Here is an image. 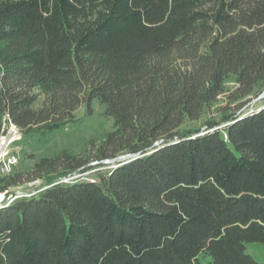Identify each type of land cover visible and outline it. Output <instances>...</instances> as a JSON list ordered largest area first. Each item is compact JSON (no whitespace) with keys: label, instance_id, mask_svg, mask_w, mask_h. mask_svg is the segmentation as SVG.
Segmentation results:
<instances>
[{"label":"trees","instance_id":"1","mask_svg":"<svg viewBox=\"0 0 264 264\" xmlns=\"http://www.w3.org/2000/svg\"><path fill=\"white\" fill-rule=\"evenodd\" d=\"M263 91L264 0H0V138L98 101L97 161L134 156L91 181L41 161L43 187L0 206V264H264V106L239 112Z\"/></svg>","mask_w":264,"mask_h":264},{"label":"rangeland","instance_id":"2","mask_svg":"<svg viewBox=\"0 0 264 264\" xmlns=\"http://www.w3.org/2000/svg\"><path fill=\"white\" fill-rule=\"evenodd\" d=\"M235 87V82L231 81L227 83V91L219 98L217 104H215L212 109H209L199 121L191 123L190 126L203 127L207 120L213 118L214 115L217 114V109L228 105L226 97ZM42 102L43 98L41 97L36 107L41 106ZM263 106L264 91L239 112L252 113ZM232 107H234V105H232ZM114 128L113 119L105 115V107L98 101H94L90 108L86 105L79 107L72 121L60 130L50 134L47 138L34 134L25 136L21 132L16 142L5 151V153L15 155L18 162L9 173H5L0 165V180L1 177L5 175L14 176L16 174H21L23 182L17 187H10L8 191H0V206L9 202L11 198L9 194H7L9 191L10 193L15 192L17 196H30L37 189L43 187V182L40 179L32 181H29V179H32L36 175V167L45 159H51L58 155L75 157L78 161L93 169L81 177L82 181L98 179V177L95 176L98 171L106 173L111 171L118 161L113 162L112 160H105L99 162L97 161V157L102 142L107 134L112 132ZM126 157L127 155H122L116 160ZM80 176L81 175L76 178ZM2 186H4V183L0 184V188ZM247 247L248 252L258 262L264 263L263 244L252 243L248 244Z\"/></svg>","mask_w":264,"mask_h":264},{"label":"built area","instance_id":"3","mask_svg":"<svg viewBox=\"0 0 264 264\" xmlns=\"http://www.w3.org/2000/svg\"><path fill=\"white\" fill-rule=\"evenodd\" d=\"M20 135H21V130L17 126L10 124L7 135L2 136L0 138V145L2 144L4 150L3 155L0 158V165L2 166V169L5 173L11 172L12 168L18 162V159L15 155L5 153V151L7 150V148H9L11 145H13L16 142L17 137ZM71 179H66L63 182H68ZM15 198L16 197L10 198L9 202H11Z\"/></svg>","mask_w":264,"mask_h":264},{"label":"water","instance_id":"4","mask_svg":"<svg viewBox=\"0 0 264 264\" xmlns=\"http://www.w3.org/2000/svg\"><path fill=\"white\" fill-rule=\"evenodd\" d=\"M134 156H132V155H127V157L126 158H123V159H120V160H112L113 162H115V161H128V160H130V159H132ZM111 161V162H112ZM108 162H110V161H108Z\"/></svg>","mask_w":264,"mask_h":264},{"label":"bare ground","instance_id":"5","mask_svg":"<svg viewBox=\"0 0 264 264\" xmlns=\"http://www.w3.org/2000/svg\"><path fill=\"white\" fill-rule=\"evenodd\" d=\"M3 152H4V150H3V147H2V144L0 145V158L2 157V155H3Z\"/></svg>","mask_w":264,"mask_h":264}]
</instances>
